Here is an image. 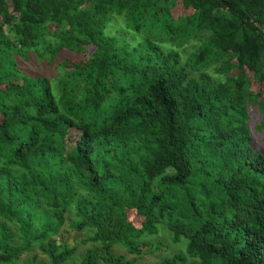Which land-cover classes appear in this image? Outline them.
Segmentation results:
<instances>
[{
    "label": "trees",
    "instance_id": "1",
    "mask_svg": "<svg viewBox=\"0 0 264 264\" xmlns=\"http://www.w3.org/2000/svg\"><path fill=\"white\" fill-rule=\"evenodd\" d=\"M256 131L264 0H0V264H264Z\"/></svg>",
    "mask_w": 264,
    "mask_h": 264
},
{
    "label": "rangeland",
    "instance_id": "2",
    "mask_svg": "<svg viewBox=\"0 0 264 264\" xmlns=\"http://www.w3.org/2000/svg\"><path fill=\"white\" fill-rule=\"evenodd\" d=\"M180 12H182V10L179 8L177 10H175V14H179ZM115 17L116 18H114L113 21L107 27L106 32L108 34L113 33V34L118 35V34H120L119 31H121L123 26H124L123 21H124V18L126 17V15L115 16ZM127 24H128V22H127ZM130 35L134 39H137V40H142V38H143V35L139 34V33L132 32V33H130ZM196 49L197 48H196V46L194 47V43H189L186 46H184L182 48V51L183 52L185 51V53L182 52L183 59L186 60L188 58V55L195 52ZM93 51H94V47H89L88 51L84 55H81V56H79V54L68 55L69 56L68 61L73 58L72 63L71 64L68 63V64L69 65H73V64L77 65V64L81 63L82 61H80V60L83 58L87 59L88 57H90L89 54H91ZM48 71L49 72H47L46 74H48L49 76L55 75V74H60V72H63V75H65L62 68H59L58 66H56V67L54 66ZM252 115H253L252 124H255V120L260 119V115L255 113V112H253ZM254 137H255V143H254L255 148L264 152V139H263L262 134H260L259 132L256 131ZM131 220H133V222L139 226L140 225L139 221H141L142 219H140V217L134 216V214L132 213L131 214ZM69 232H70L69 236L67 235L69 242L72 245L78 244L79 250L76 251V253L72 257V259L68 261V264H79L80 259H81L80 256L85 253L86 247H88V246L83 245L81 243V238L83 237L81 235V233L78 234L72 230H70ZM148 238H149V241L151 244L150 248L148 247L149 245H147V246L141 245L140 250L142 251V253L139 255L129 254L128 251L124 247H117L115 249L114 253L116 255L125 256L126 259H128V260L136 259L135 264H157L159 261H161L165 257L172 256V255L176 254L177 252H183V249H185V247H186V245H185L186 241H184L182 239V241L179 242L178 245H176V243H174L173 240L171 239L172 237H170L167 233H165L163 231L158 235H151V236L147 237V239ZM39 252L40 251L37 250L35 252V254L39 253ZM39 257H40V259H42L41 254ZM23 262H24V258H22V260L18 264H23Z\"/></svg>",
    "mask_w": 264,
    "mask_h": 264
}]
</instances>
